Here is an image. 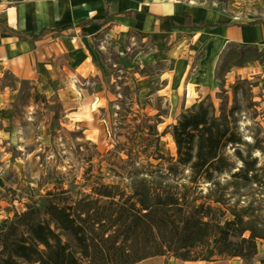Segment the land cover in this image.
Here are the masks:
<instances>
[{
    "label": "rangeland",
    "instance_id": "rangeland-1",
    "mask_svg": "<svg viewBox=\"0 0 264 264\" xmlns=\"http://www.w3.org/2000/svg\"><path fill=\"white\" fill-rule=\"evenodd\" d=\"M75 1L0 0V15L20 5L48 6L41 22L65 28L78 21ZM150 1L225 24L264 22V0ZM83 35L67 31L37 45L0 36V228L16 224L26 231L46 220L47 201L77 200L100 185L128 194L135 172L148 178L160 171L169 184H188L189 172L175 167L172 129L204 101L217 114L238 108L243 146L225 149L230 174L219 182L229 181L241 160L248 165L255 160L248 178L255 175L258 183L240 181L226 194L235 193L246 205L254 201L264 220V53L216 48L194 36L144 38L129 33L120 19ZM173 46L179 54L165 62ZM200 187L202 196L210 188ZM256 247L252 264H264V241ZM138 264L242 263L163 257Z\"/></svg>",
    "mask_w": 264,
    "mask_h": 264
},
{
    "label": "trees",
    "instance_id": "trees-1",
    "mask_svg": "<svg viewBox=\"0 0 264 264\" xmlns=\"http://www.w3.org/2000/svg\"><path fill=\"white\" fill-rule=\"evenodd\" d=\"M123 15L129 18L134 13ZM112 17L108 0H104L100 21L83 20L69 28L104 27ZM256 25L264 22L246 26ZM181 28L202 30L206 26L190 24L189 18H184ZM64 30L42 29L36 36H27L0 25V35L19 43H40ZM239 50L262 54L253 48ZM237 112L234 105L217 114L212 104L204 101L173 127L175 167L189 172L188 184H169L160 171L148 178L135 172L128 194L118 186L100 185L77 200L65 199L62 204L47 201L42 223L26 231L16 224L0 228V264H138L163 257L182 263L228 259L252 264L256 242L264 241V220L253 207L254 201L246 205L235 193L226 192L229 187H240V181L258 183L255 175L248 178L255 172V160L248 165L235 150L242 167L229 181L219 182L220 176L230 174L225 149L243 146L237 133ZM200 184L210 187L204 196Z\"/></svg>",
    "mask_w": 264,
    "mask_h": 264
},
{
    "label": "crops",
    "instance_id": "crops-1",
    "mask_svg": "<svg viewBox=\"0 0 264 264\" xmlns=\"http://www.w3.org/2000/svg\"><path fill=\"white\" fill-rule=\"evenodd\" d=\"M103 2L104 0L75 1L74 3L78 5L80 11V14H77V16L75 15L76 20H78L77 22L83 20L100 21L103 18ZM108 6L109 14L113 16L111 20L120 19L129 33L131 32L140 37L148 38L152 35L166 36L170 38L178 35L194 36V39L201 37L197 42L205 39L203 42H207L208 45L211 44L216 46V48L236 46L239 48H253L258 51L261 50L259 52L262 54L264 53V25L237 26L228 23L225 24L215 21L214 18L202 12L197 14V17H193L190 14L176 13L172 9L170 14H164L162 4L157 5L148 0H108ZM49 11L48 6L37 7L35 5H30V7H28V5H20L17 7H11L6 10L4 15H0V25L12 27L27 36H36L42 29H55L41 22V19L48 15ZM127 12H132L134 15L126 18L123 14ZM184 18H189L190 24L203 23L206 28L202 30L181 28L184 23ZM73 24H70L65 28L61 27L55 29L60 30L64 28L66 30L61 33L48 35L40 43L20 44H41L54 35L74 30H79L81 35L84 34L83 36L91 35L92 33H95L96 29L103 28L99 26H91L82 29L69 28ZM6 38L17 42L10 37ZM187 42L191 43L190 40H187ZM174 48L175 46L163 56L165 62L173 60L168 58V55L174 50Z\"/></svg>",
    "mask_w": 264,
    "mask_h": 264
},
{
    "label": "bare ground",
    "instance_id": "bare-ground-1",
    "mask_svg": "<svg viewBox=\"0 0 264 264\" xmlns=\"http://www.w3.org/2000/svg\"><path fill=\"white\" fill-rule=\"evenodd\" d=\"M148 1H150V0H148ZM162 10H163V13L164 14H170L171 11H172L170 5H168L167 3H163ZM178 54H179V51L177 49H174L172 52H170V54L168 55V58H170V59H176V57L178 56ZM203 62H205V60L202 61V63Z\"/></svg>",
    "mask_w": 264,
    "mask_h": 264
}]
</instances>
